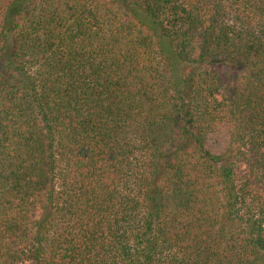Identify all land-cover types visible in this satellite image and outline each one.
I'll return each mask as SVG.
<instances>
[{"label": "trees", "instance_id": "16d2710c", "mask_svg": "<svg viewBox=\"0 0 264 264\" xmlns=\"http://www.w3.org/2000/svg\"><path fill=\"white\" fill-rule=\"evenodd\" d=\"M0 264H264V0H0Z\"/></svg>", "mask_w": 264, "mask_h": 264}, {"label": "rangeland", "instance_id": "374dc122", "mask_svg": "<svg viewBox=\"0 0 264 264\" xmlns=\"http://www.w3.org/2000/svg\"><path fill=\"white\" fill-rule=\"evenodd\" d=\"M217 149V148H216Z\"/></svg>", "mask_w": 264, "mask_h": 264}]
</instances>
